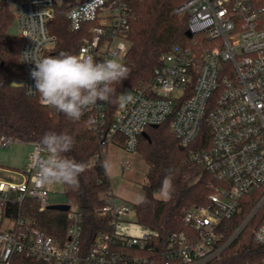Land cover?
I'll return each mask as SVG.
<instances>
[{
	"label": "built area",
	"instance_id": "1",
	"mask_svg": "<svg viewBox=\"0 0 264 264\" xmlns=\"http://www.w3.org/2000/svg\"><path fill=\"white\" fill-rule=\"evenodd\" d=\"M5 1L14 2L28 95L41 101L29 91L35 65L28 60L46 57L55 48L57 37L50 25L60 7L66 10L69 29L84 34L77 56L96 62L115 58L126 66L135 16L123 0ZM174 13L188 16L192 45H175L148 84L125 91L130 97L112 123L108 101H98L85 112L91 114L104 151L121 136L122 149L137 152L147 128L170 121L171 134L215 180L206 203L185 212L187 231L170 230L161 237L137 221L130 223L134 205L117 198L99 211L109 231L96 233L89 242L84 217L70 204L64 241L21 217L8 216L27 199L37 201L40 211L54 205L49 198L55 184L42 186L35 180L37 162L47 152L33 143L26 168H0L5 173L0 176V264H208L255 221L254 240L264 245V9L251 0H185ZM12 143L0 136V148ZM246 208L243 220L226 237L224 222Z\"/></svg>",
	"mask_w": 264,
	"mask_h": 264
},
{
	"label": "trees",
	"instance_id": "2",
	"mask_svg": "<svg viewBox=\"0 0 264 264\" xmlns=\"http://www.w3.org/2000/svg\"><path fill=\"white\" fill-rule=\"evenodd\" d=\"M135 18L129 33L130 48L125 64L128 79L115 85L116 92L107 103V116L112 123L120 107V98L127 90H135L148 84L154 70L175 45L190 46L188 16L175 14L174 10L185 0H123ZM264 9V0H251ZM50 31L57 37V44L48 56L61 53L77 55L84 34L69 29L66 10L58 8ZM15 17L7 1H0V136L13 142L40 144L46 132L67 133L74 138L72 150L65 153L69 158L87 165L79 176V186H64L66 203L73 205L84 217L85 238L98 232L109 231L108 221L99 211L112 199L111 178L105 169L106 157L100 138L91 126V114L84 112L79 121H72L63 113L41 103L38 97L27 94L24 85L25 70L21 63L22 40L8 35ZM147 138L140 137L138 153L147 165L143 198L134 205L138 224L164 237L170 231H187L182 219L192 206L204 205L211 192L213 177L190 158V148L182 147L170 132V121L159 127L146 129ZM114 144L122 148L124 140L118 136ZM41 145V144H40ZM195 147V145H194ZM192 147V148H194ZM166 177L171 178L172 192L163 198L160 192ZM249 208L234 219L225 221L227 237L243 220ZM12 218L28 221L47 236L64 241L69 228L66 212L40 211L35 200L27 199L21 207L7 212ZM258 221L224 251L220 258L208 264H261L264 245L254 240Z\"/></svg>",
	"mask_w": 264,
	"mask_h": 264
},
{
	"label": "clouds",
	"instance_id": "3",
	"mask_svg": "<svg viewBox=\"0 0 264 264\" xmlns=\"http://www.w3.org/2000/svg\"><path fill=\"white\" fill-rule=\"evenodd\" d=\"M28 55L25 54L26 60ZM28 61L35 65L30 71L34 85L29 91L38 93L46 106L72 121H79L85 110L98 101H109L116 92L114 86L129 76V69L115 58L96 62L91 58L61 53ZM74 143V138L67 133L46 132L42 136L40 144L47 152V158L37 162V184L79 186L78 178L87 165L65 155L72 150ZM103 166L107 169L108 162L105 161ZM160 192L165 198L171 195L170 177L165 178Z\"/></svg>",
	"mask_w": 264,
	"mask_h": 264
},
{
	"label": "rangeland",
	"instance_id": "4",
	"mask_svg": "<svg viewBox=\"0 0 264 264\" xmlns=\"http://www.w3.org/2000/svg\"><path fill=\"white\" fill-rule=\"evenodd\" d=\"M9 5L14 10V2L11 1ZM129 97V92L123 93L120 98L121 104L124 105ZM31 152V144L21 142H13L8 149L0 148V168H8L11 171L24 169L29 163ZM104 154L108 162L107 171L111 178L113 193L117 200L127 201L131 205L140 203L143 198L142 185L145 182L148 169L141 155L138 152H126L124 149L117 148L113 144L106 148ZM128 162L129 164L126 165V168L123 167ZM4 174L3 171H0V176H4ZM49 201L51 204L67 202L62 184L56 183L54 185ZM128 221L135 223L136 216L132 214L129 216ZM130 227L133 229L134 226ZM134 230L139 232L141 229L136 227Z\"/></svg>",
	"mask_w": 264,
	"mask_h": 264
},
{
	"label": "water",
	"instance_id": "5",
	"mask_svg": "<svg viewBox=\"0 0 264 264\" xmlns=\"http://www.w3.org/2000/svg\"><path fill=\"white\" fill-rule=\"evenodd\" d=\"M8 35L12 38H18L16 22H14L12 27L9 29ZM143 136L147 138L146 133H144ZM48 209L61 211V212H68L70 210V205L69 204H54V205L49 206Z\"/></svg>",
	"mask_w": 264,
	"mask_h": 264
},
{
	"label": "crops",
	"instance_id": "6",
	"mask_svg": "<svg viewBox=\"0 0 264 264\" xmlns=\"http://www.w3.org/2000/svg\"><path fill=\"white\" fill-rule=\"evenodd\" d=\"M32 146V145H31ZM115 147H117L116 145H114ZM117 148H119V147H117ZM27 166V165H26ZM124 167V166H123ZM26 168V167H25ZM5 169V168H4ZM8 169V168H7ZM16 169V168H15Z\"/></svg>",
	"mask_w": 264,
	"mask_h": 264
}]
</instances>
